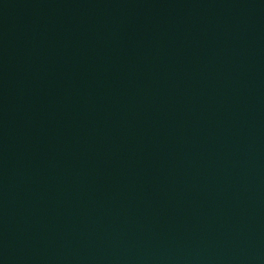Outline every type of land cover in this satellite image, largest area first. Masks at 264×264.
Segmentation results:
<instances>
[{"label":"water","instance_id":"1","mask_svg":"<svg viewBox=\"0 0 264 264\" xmlns=\"http://www.w3.org/2000/svg\"><path fill=\"white\" fill-rule=\"evenodd\" d=\"M0 264H264V0H0Z\"/></svg>","mask_w":264,"mask_h":264}]
</instances>
